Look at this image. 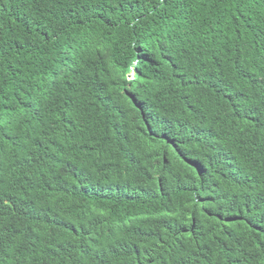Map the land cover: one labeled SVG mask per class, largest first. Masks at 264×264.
<instances>
[{"label":"trees","instance_id":"1","mask_svg":"<svg viewBox=\"0 0 264 264\" xmlns=\"http://www.w3.org/2000/svg\"><path fill=\"white\" fill-rule=\"evenodd\" d=\"M0 264H264V0H0Z\"/></svg>","mask_w":264,"mask_h":264}]
</instances>
